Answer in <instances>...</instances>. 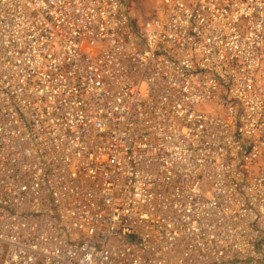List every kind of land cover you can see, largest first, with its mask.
Listing matches in <instances>:
<instances>
[{
  "label": "built area",
  "instance_id": "obj_1",
  "mask_svg": "<svg viewBox=\"0 0 264 264\" xmlns=\"http://www.w3.org/2000/svg\"><path fill=\"white\" fill-rule=\"evenodd\" d=\"M0 264H264V0H0Z\"/></svg>",
  "mask_w": 264,
  "mask_h": 264
},
{
  "label": "rangeland",
  "instance_id": "obj_2",
  "mask_svg": "<svg viewBox=\"0 0 264 264\" xmlns=\"http://www.w3.org/2000/svg\"><path fill=\"white\" fill-rule=\"evenodd\" d=\"M127 4L128 11L130 13V18L135 26V28H139L141 22L148 16L155 3L158 0H124ZM203 112H208L207 108H200Z\"/></svg>",
  "mask_w": 264,
  "mask_h": 264
}]
</instances>
